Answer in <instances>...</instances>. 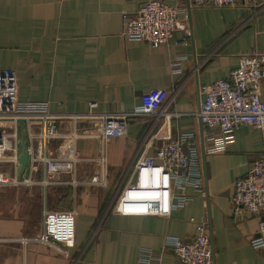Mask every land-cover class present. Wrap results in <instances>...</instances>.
Segmentation results:
<instances>
[{
    "label": "crops",
    "instance_id": "obj_1",
    "mask_svg": "<svg viewBox=\"0 0 264 264\" xmlns=\"http://www.w3.org/2000/svg\"><path fill=\"white\" fill-rule=\"evenodd\" d=\"M147 1L0 0V71L14 73L20 102L48 103L50 112L67 115L85 114L91 103L99 114L147 109L127 122L126 136L111 138L105 146L95 139L78 140L83 159L78 178L93 175L94 159L100 156L107 166L100 188L71 189L66 204L60 203L66 188L0 185V264H136L143 248L161 253L162 264H180L164 238L191 240L195 228L190 219L202 216L213 264H264V249L249 244L260 217L244 213L231 219L234 184L264 150L263 134L252 127L238 128L225 152L204 154V193L168 218L114 212L123 189L136 180L137 160L151 157L162 142L192 132L202 160L209 143L196 116L203 99L199 88L226 79L241 55L264 50V0L247 8H190L189 45L182 44L181 33L157 48L124 41L121 14L134 13ZM163 1L172 7L189 3ZM178 58L183 60L174 75L170 63ZM261 91L264 99V86ZM77 124L81 130L97 127ZM58 127L61 132L72 128L66 121ZM58 146V141L51 143L53 155ZM2 176L12 174L0 169ZM45 209H75L74 242L68 250L21 242L40 232Z\"/></svg>",
    "mask_w": 264,
    "mask_h": 264
},
{
    "label": "built area",
    "instance_id": "obj_2",
    "mask_svg": "<svg viewBox=\"0 0 264 264\" xmlns=\"http://www.w3.org/2000/svg\"><path fill=\"white\" fill-rule=\"evenodd\" d=\"M255 0H189L187 7H172L163 0H149L136 12L121 14V37L126 42L144 43L152 48L167 44L175 33H181L183 45L192 42L189 26L190 8L223 9L254 7ZM183 58L170 63L172 74L180 72ZM264 50L252 51L239 57L235 69L226 79L199 88L203 96L196 114L207 132L209 146L203 154L223 153L234 143V132L243 126L263 134L264 142ZM91 103L85 114H56L48 103L20 102L14 73L0 71V165L13 168L12 177H0V185H39L70 188L82 186L100 188L107 176L102 157L94 159L96 172L87 180L78 178V166L83 162L76 148L78 140L95 139L105 146L111 138L126 136L127 122L135 115L146 113L138 107L133 113H95ZM22 121V127L19 124ZM71 123V130L61 132V122ZM79 122H93L95 130H81ZM26 143L27 162L19 174L20 143ZM58 141L57 154L50 145ZM264 144V143H263ZM136 180L127 185L114 206L118 215H141L168 218L172 212L185 207L195 195L204 193V174L201 151L192 132L181 133L162 142L151 157L141 156L136 164ZM40 175L34 181L31 176ZM231 219L244 213L260 217L258 230L249 244L254 250L264 249V150L252 163L247 175L234 184L230 198ZM75 209L47 210L42 215L40 232L32 241L51 248L68 250L73 246ZM195 235L191 240L166 236L169 248L180 264H213L210 232L204 216L194 220ZM2 240H0L1 242ZM136 264H162L161 253L140 249Z\"/></svg>",
    "mask_w": 264,
    "mask_h": 264
},
{
    "label": "water",
    "instance_id": "obj_3",
    "mask_svg": "<svg viewBox=\"0 0 264 264\" xmlns=\"http://www.w3.org/2000/svg\"><path fill=\"white\" fill-rule=\"evenodd\" d=\"M189 13V12H188ZM236 68V67H235ZM234 68V69H235ZM19 124L21 125V127H22V124H23V122L22 121H19ZM22 144H21V155H20V157H19V162H20V168H19V174H21L22 172H23V170H24V167H25V165H26V162H27V154H26V151H25V147H24V144H23V139H22ZM204 154H203V152H202V162H203V169H204V171H205V168H204ZM204 179H205V173H204Z\"/></svg>",
    "mask_w": 264,
    "mask_h": 264
},
{
    "label": "rangeland",
    "instance_id": "obj_4",
    "mask_svg": "<svg viewBox=\"0 0 264 264\" xmlns=\"http://www.w3.org/2000/svg\"><path fill=\"white\" fill-rule=\"evenodd\" d=\"M0 169L2 170V171H6V172H8L9 171V174L11 175L12 174V176L14 175V172H13V168L11 167V166H9V165H0ZM21 187V186H20ZM25 187V186H24ZM117 201V200H116ZM116 201H115V203H114V205L113 206H115V204H116Z\"/></svg>",
    "mask_w": 264,
    "mask_h": 264
},
{
    "label": "trees",
    "instance_id": "obj_5",
    "mask_svg": "<svg viewBox=\"0 0 264 264\" xmlns=\"http://www.w3.org/2000/svg\"><path fill=\"white\" fill-rule=\"evenodd\" d=\"M71 192V189L70 188H66V194H65V197L62 199V201H60V203H63L65 202L66 204H68V201H69V197H70V193ZM68 209V207H64V209Z\"/></svg>",
    "mask_w": 264,
    "mask_h": 264
}]
</instances>
